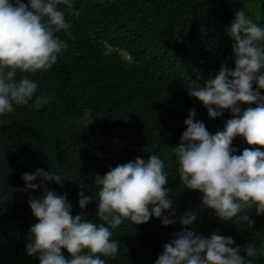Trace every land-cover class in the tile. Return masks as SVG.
<instances>
[{
	"label": "trees",
	"instance_id": "trees-1",
	"mask_svg": "<svg viewBox=\"0 0 264 264\" xmlns=\"http://www.w3.org/2000/svg\"><path fill=\"white\" fill-rule=\"evenodd\" d=\"M244 3L253 12V16L246 13L248 18L264 27V0ZM231 5L230 0H73L79 15L65 13L70 37L65 30L55 33L67 44L55 64L48 70L17 74L34 80L35 94L51 95L52 100L38 110L31 101L14 105L12 113L0 116V264H38L37 257L25 252L27 231L36 222L26 201L41 190L22 192V173L41 168L62 174L61 185L45 181L46 187L65 195L71 215L82 213V218L100 223L92 177L149 154L165 162L164 187L172 205L164 215L172 223L161 225L151 216L140 224L122 220L111 229L117 255L101 257L105 264H152L162 245L189 227L178 222L186 210L196 213L191 225L195 233L207 237L217 232L231 237L235 246L251 244L259 249L264 214L244 210L251 228L236 216L219 220L211 209L201 208L199 192L183 188L171 155L189 109L209 133L222 129L231 118L226 109L220 117L208 118L201 103L186 91L188 79L195 80L197 74L204 79L222 63L233 66L232 38L227 34L234 15ZM123 50L130 59L121 56ZM85 110L88 118L82 121ZM230 147L239 155L244 148L264 146L248 145L237 136ZM78 191L90 197L84 209L77 205ZM245 259L264 264L258 254Z\"/></svg>",
	"mask_w": 264,
	"mask_h": 264
},
{
	"label": "clouds",
	"instance_id": "clouds-1",
	"mask_svg": "<svg viewBox=\"0 0 264 264\" xmlns=\"http://www.w3.org/2000/svg\"><path fill=\"white\" fill-rule=\"evenodd\" d=\"M60 4L66 7L58 8ZM72 5L73 0H0V116L12 113L14 105L31 101L38 110L52 100L51 95L35 94L37 83L17 74L48 70L55 64L67 47L55 33L65 30L70 37L65 13L79 15ZM227 34L232 38L233 66L222 63L204 79L197 74L195 80L188 79L186 91L201 103L208 118L220 117L225 109L231 118L222 129L209 133L201 121L193 119L194 109H189L171 155L183 188L199 192L201 208L211 209L221 221L236 216L251 228L244 210L264 214V147L244 148L237 155L230 143L238 136L248 145L264 146V94L260 91L264 90V27L237 10ZM87 118L85 110L81 120ZM62 178V174L41 168L21 174L22 192L41 190L26 201L36 222L27 231L30 238L25 252L37 257L38 264H105L101 257L117 255L118 242L111 238V229L122 220L140 224L151 216L159 218L161 225L172 223L164 215L172 205L169 189L164 187L168 172L156 154L135 157L92 177L97 186L95 217L100 223L82 218V213L71 215L65 195L45 185V181L61 185ZM34 179L37 183H31ZM77 196L78 207L84 209L89 195L78 191ZM196 218L194 211L187 210L178 217L180 225L189 227L174 233L152 264H251L245 257H264V241L259 249L251 244L241 248L217 232L204 237L191 228ZM61 249L69 255L65 257Z\"/></svg>",
	"mask_w": 264,
	"mask_h": 264
},
{
	"label": "rangeland",
	"instance_id": "rangeland-1",
	"mask_svg": "<svg viewBox=\"0 0 264 264\" xmlns=\"http://www.w3.org/2000/svg\"><path fill=\"white\" fill-rule=\"evenodd\" d=\"M230 2L232 3L231 6H233V10L234 12L237 11V10H242L248 14H251L253 16V12L252 10H249L246 6V4L244 3V0H230ZM121 56L124 58V59H130V57L128 56V54L123 50L122 52H120Z\"/></svg>",
	"mask_w": 264,
	"mask_h": 264
}]
</instances>
